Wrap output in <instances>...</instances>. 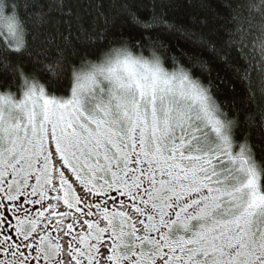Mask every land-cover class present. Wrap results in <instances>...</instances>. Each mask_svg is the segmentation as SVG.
<instances>
[{"label": "snow or ice", "instance_id": "snow-or-ice-1", "mask_svg": "<svg viewBox=\"0 0 264 264\" xmlns=\"http://www.w3.org/2000/svg\"><path fill=\"white\" fill-rule=\"evenodd\" d=\"M149 5H49L44 55L115 44L126 17L154 59L92 66L64 101L33 88L0 107V264H264V3L233 0L207 34L206 19L189 30L166 18L165 0ZM17 8L6 0L0 17ZM160 30L224 65V100L210 62L172 52ZM119 45L132 49L122 34Z\"/></svg>", "mask_w": 264, "mask_h": 264}, {"label": "trees", "instance_id": "trees-1", "mask_svg": "<svg viewBox=\"0 0 264 264\" xmlns=\"http://www.w3.org/2000/svg\"><path fill=\"white\" fill-rule=\"evenodd\" d=\"M88 2L95 0H39L40 7L38 8L34 0H16L18 4L17 11L20 18L24 21L27 28V48L24 51H11L0 49V91L19 93L27 86H41L46 93L52 96H66L72 89L75 71H81L87 66L86 61L96 59L104 50L119 46L121 34L130 42V47L134 52L141 51L134 47L135 42L141 38V35H147L138 25L127 20L126 17H121V22L113 29L115 44H99L95 48L88 47L87 43L82 39L74 45L78 48V55L70 60L61 59L55 49H50L47 55L42 53V49L46 48L45 38L47 31L41 25L45 22V15L50 13V4L59 3L67 11L71 8L73 11H80ZM140 3L149 5V0H139ZM250 3L262 4L264 0H248ZM106 9L108 5L116 3V0H104ZM166 7L162 9L166 18L176 26H184L189 30L200 31L197 21L207 20L208 27L202 30L207 34L210 32L213 22L217 19L218 13H225L230 10L229 6L233 0H165ZM149 7L138 8L137 15L147 17L150 15ZM10 11V9H6ZM117 8L110 11V15H115ZM161 39L176 53L178 49L185 50L190 56L206 60L210 62L213 69V76L217 73L226 81L225 96H220V100H224L227 95L228 87L231 81L228 78V73L222 63L214 62L213 55L209 49H202L192 46L185 42L181 37L174 34H168L165 30ZM157 33L154 32L155 36ZM16 47H23L22 41H17ZM149 44L145 41L142 51H147ZM59 61L61 67L56 69V72L48 70L49 65H54ZM187 63V59L185 58ZM195 63V60L192 62ZM170 66V65H169ZM194 71L199 74V68H194ZM239 88V85H237ZM227 110V109H225Z\"/></svg>", "mask_w": 264, "mask_h": 264}, {"label": "clouds", "instance_id": "clouds-1", "mask_svg": "<svg viewBox=\"0 0 264 264\" xmlns=\"http://www.w3.org/2000/svg\"><path fill=\"white\" fill-rule=\"evenodd\" d=\"M6 0H0V4L5 3ZM10 17L16 26L15 33L9 31L7 26V19ZM0 41L4 42L8 50L24 51L27 48V28L24 21L20 18L19 12L14 13L4 10L3 16L0 17ZM17 41H22L23 47H16ZM126 54H131L134 57L151 62L154 59V53L147 49V51L134 52L132 49H124L120 45L110 47L104 50L96 59H89L86 61L89 69L92 66H99L101 64L107 65L109 61H115L117 58H122Z\"/></svg>", "mask_w": 264, "mask_h": 264}, {"label": "rangeland", "instance_id": "rangeland-1", "mask_svg": "<svg viewBox=\"0 0 264 264\" xmlns=\"http://www.w3.org/2000/svg\"><path fill=\"white\" fill-rule=\"evenodd\" d=\"M90 71L88 65L85 66V68L81 71H77L76 75L74 76V82H73V86H78L79 84L83 83L86 86H88V81L86 80V74ZM72 86V87H73ZM35 89L37 95H39V90L43 89V93H44V97L47 99H54L56 101H64L67 99L71 98V91L63 97H59V96H52L46 93L45 89L41 86H27L24 87L21 92L19 93V95H17V93H12V92H2L0 91V107H5L7 106L10 102L11 103H19L20 101H22L24 99V95L25 93L29 90V89Z\"/></svg>", "mask_w": 264, "mask_h": 264}]
</instances>
